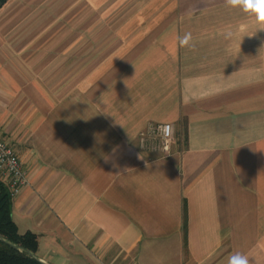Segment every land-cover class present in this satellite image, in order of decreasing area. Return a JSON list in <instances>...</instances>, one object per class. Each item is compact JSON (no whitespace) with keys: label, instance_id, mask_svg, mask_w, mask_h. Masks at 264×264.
Returning <instances> with one entry per match:
<instances>
[{"label":"crops","instance_id":"0c3cea01","mask_svg":"<svg viewBox=\"0 0 264 264\" xmlns=\"http://www.w3.org/2000/svg\"><path fill=\"white\" fill-rule=\"evenodd\" d=\"M0 137L45 264H264V31L225 0H6Z\"/></svg>","mask_w":264,"mask_h":264},{"label":"built area","instance_id":"2783aa9c","mask_svg":"<svg viewBox=\"0 0 264 264\" xmlns=\"http://www.w3.org/2000/svg\"><path fill=\"white\" fill-rule=\"evenodd\" d=\"M174 130L170 123H148L139 132L138 143L141 148H154L169 153ZM0 182L9 191L11 198L28 184L27 173L12 144L0 137Z\"/></svg>","mask_w":264,"mask_h":264},{"label":"trees","instance_id":"16d2710c","mask_svg":"<svg viewBox=\"0 0 264 264\" xmlns=\"http://www.w3.org/2000/svg\"><path fill=\"white\" fill-rule=\"evenodd\" d=\"M6 0H0V7ZM12 198L0 182V264H45L35 255L39 235L32 231L20 233L12 218Z\"/></svg>","mask_w":264,"mask_h":264},{"label":"clouds","instance_id":"9594fccd","mask_svg":"<svg viewBox=\"0 0 264 264\" xmlns=\"http://www.w3.org/2000/svg\"><path fill=\"white\" fill-rule=\"evenodd\" d=\"M229 9H235L245 13L250 19H253L257 25V31H264V0H225ZM232 32H228L231 36ZM192 40L191 33H186L179 41L181 47H194L190 43ZM111 160L105 157V163ZM115 166V165H114ZM229 264H249V257L242 253H236L229 259Z\"/></svg>","mask_w":264,"mask_h":264},{"label":"rangeland","instance_id":"374dc122","mask_svg":"<svg viewBox=\"0 0 264 264\" xmlns=\"http://www.w3.org/2000/svg\"><path fill=\"white\" fill-rule=\"evenodd\" d=\"M154 4H155V1H153L152 3L149 4V6L147 8V14L148 15H150V14H152V13H154L156 11V8L152 7V5H154Z\"/></svg>","mask_w":264,"mask_h":264},{"label":"water","instance_id":"95a60500","mask_svg":"<svg viewBox=\"0 0 264 264\" xmlns=\"http://www.w3.org/2000/svg\"><path fill=\"white\" fill-rule=\"evenodd\" d=\"M26 253L28 254V255H30V256H34L35 257V255L34 254H32L31 252H29V251H26Z\"/></svg>","mask_w":264,"mask_h":264}]
</instances>
